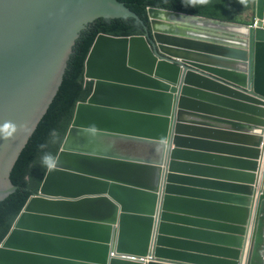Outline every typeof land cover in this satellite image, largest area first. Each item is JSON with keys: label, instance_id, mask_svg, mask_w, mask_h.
I'll return each mask as SVG.
<instances>
[{"label": "water", "instance_id": "obj_1", "mask_svg": "<svg viewBox=\"0 0 264 264\" xmlns=\"http://www.w3.org/2000/svg\"><path fill=\"white\" fill-rule=\"evenodd\" d=\"M254 12L264 20V0ZM102 18L139 21L117 0H0V202L17 190L11 172L80 33ZM148 18L144 36L95 40L92 94L0 245V264H143L112 253L238 264L254 215L249 264H264V31L160 9ZM204 125L233 128L246 146L235 150L246 154L241 171L223 169L218 182L189 173L200 153L187 148L210 143L184 134Z\"/></svg>", "mask_w": 264, "mask_h": 264}, {"label": "trees", "instance_id": "obj_2", "mask_svg": "<svg viewBox=\"0 0 264 264\" xmlns=\"http://www.w3.org/2000/svg\"><path fill=\"white\" fill-rule=\"evenodd\" d=\"M117 1L135 13L142 23L132 18H102L89 24L80 33L58 95L11 172L10 178L17 190L0 202V245L30 197L39 191L49 167L61 150L77 105L85 103L92 94L93 83L84 78L85 62L99 35L115 38L143 36L145 26H149L147 10L150 8L249 24L253 19L255 6V0Z\"/></svg>", "mask_w": 264, "mask_h": 264}, {"label": "clouds", "instance_id": "obj_3", "mask_svg": "<svg viewBox=\"0 0 264 264\" xmlns=\"http://www.w3.org/2000/svg\"><path fill=\"white\" fill-rule=\"evenodd\" d=\"M255 3H256V0H255ZM216 6H217V3H216ZM150 9H155V8H150ZM149 10V9H148ZM148 10H147V16H148ZM160 10H162V9H160ZM131 11V10H130ZM167 11V10H166ZM254 11H255V6H254ZM132 12V11H131ZM171 12H173V11H171ZM176 13H178V12H176ZM182 14H185V13H182ZM187 15H189V14H187ZM253 19H252V21H251V23H249V24H241V23H234V22H231V21H229V20H223V19H211V18H207V17H202V16H196V17H201V18H206V19H210V20H214V21H219V22H222V23H227V24H232V25H237V26H245V27H248V28H250V29H253V30H257V29H259V30H262V31H264V28H263V26H262V24H264V20H259V19H257L256 18V16H255V12H253ZM191 16H194V15H191ZM139 21H140V19H139ZM256 21H258L260 24H261V26L260 27H254V24H255V22ZM141 22V21H140ZM142 23V22H141ZM148 25H149V18H148ZM146 28L148 29V30H150V25L147 27V26H145V34H146V32H147V30H146ZM232 31H234V32H236L237 30H232ZM144 34V35H145ZM143 35V36H144ZM100 36V35H99ZM105 36H107V35H105ZM109 37H111V36H109ZM133 37V36H132ZM115 38V37H114ZM128 38V37H127ZM84 76H85V71H84ZM85 78V77H84ZM85 81H87V82H90V81H88V80H86L85 79ZM92 83V82H91ZM91 96V95H90ZM89 99V98H88ZM87 102V101H86ZM80 104V103H79ZM218 122H220V123H223L222 121L223 120H220V118H215ZM189 121V120H188ZM190 122V121H189ZM227 124H228V122H226ZM230 124H232V123H230ZM71 127V126H70ZM218 128L216 129V134H218V135H222V136H226V137H229L231 140H233L234 142H235V140H234V138H236V139H238L237 138V136H233L232 134L233 133H235V132H231V130L230 129H223L222 130V127L224 128V125L223 126H217ZM208 128V127H207ZM208 129H210V128H208ZM232 130H233V128H231ZM69 131V130H68ZM210 132H214V131H212L211 129H210V131H201V132H194V130H189L188 132H185L186 134H184V136L185 135H188V134H193V133H210ZM217 132H219V133H217ZM224 132H226V133H228V134H224ZM186 137V136H185ZM241 143V145H233V146H226V145H222L221 146V148L224 146V147H226L225 149H223V151L224 150H232V152H234V153H236L235 152V150L236 151H238V152H243V150L242 149H245V147L246 146H244L245 145V143L244 142H242L240 139H238ZM195 146H189L187 149L188 150H191L192 148H194ZM242 147H244V148H242ZM62 148V147H61ZM261 156H260V158H259V160H260V162L261 161H263V164H264V144L261 146ZM60 152V151H59ZM58 155V154H57ZM245 153H241V156L239 155V153H236L235 154V156H234V158L236 159V160H238V162L240 163V159H243L244 157H245ZM57 157V156H56ZM55 162V161H54ZM54 164V163H53ZM52 164V165H53ZM237 163L235 162V165H236ZM51 165V166H52ZM208 165V164H207ZM50 166V167H51ZM181 166H183V165H181ZM206 166V165H205ZM49 167V168H50ZM184 167V166H183ZM191 167V166H190ZM239 169H236L237 167H234V168H232L231 170H230V172H234V174H236L235 173V170L236 171H241L240 169L242 168L241 166H240V164H239ZM186 168V167H185ZM200 168H202V167H197V169H194L195 171H193V172H191V173H195V172H198L199 174H208V175H219L220 174V172L222 171V170H219V171H216V170H212V169H210V174L209 173H207V172H199V171H197L198 169H200ZM186 170V169H185ZM225 170V169H224ZM176 172H181V173H186L187 174V172H184V171H182V170H179V171H176ZM244 172V171H243ZM190 173V172H189ZM228 170H225V172H224V174L223 175H225V176H227L228 175ZM264 174V166H263V168H262V170H261V175H263ZM192 175V174H191ZM231 175V178H232V174H230ZM46 176V175H45ZM195 176H197V175H195ZM219 176H221V175H219ZM197 177H199V176H197ZM221 177H223V176H221ZM45 178V177H44ZM224 178V177H223ZM222 178V179H223ZM227 178V177H226ZM231 178H228V179H231ZM201 179H207V180H209L208 179V177H204V178H201ZM228 179H226V180H228ZM263 180V179H262ZM262 180H261V182H260V185H261V183H262ZM209 181H211V180H209ZM219 181H221V179L219 180ZM216 182H218V181H216ZM239 182H242V181H239ZM240 184V183H239ZM40 189V188H39ZM35 195V194H34ZM32 197V196H31ZM30 197V198H31ZM27 204V203H26ZM23 211V210H22ZM21 214V213H20ZM19 214V215H20ZM19 217V216H18ZM17 220V219H16ZM16 222V221H15ZM15 224V223H14ZM14 226V225H13ZM13 228V227H12ZM255 228H256V222H255V215H254V218H252V220H251V222L249 223V225H248V229H249V232H248V235L246 236V240H245V243H244V245H243V253L241 254V256H240V259H239V262H238V264H249V253H250V251H251V242H252V237L254 236V233H255ZM12 230V229H11ZM11 232V231H10ZM9 232V233H10ZM9 235V234H8ZM7 235V236H8ZM7 238V237H6ZM5 238V239H6ZM4 239V240H5ZM3 243V242H2ZM1 243V244H2ZM112 256H116V257H118L119 259H123V260H128V261H134V262H140V263H143V264H148V263H150V262H152V261H156V258L153 256V255H150V254H148V255H145V256H135V255H129V254H115V253H112Z\"/></svg>", "mask_w": 264, "mask_h": 264}, {"label": "crops", "instance_id": "obj_4", "mask_svg": "<svg viewBox=\"0 0 264 264\" xmlns=\"http://www.w3.org/2000/svg\"><path fill=\"white\" fill-rule=\"evenodd\" d=\"M213 105V104H212ZM205 127L210 128L212 131L214 132H210V133H193V134H188L185 135L186 137L190 138V139H195L201 142H205V143H210L208 147H206L205 149L200 148L198 145H196L194 148H192L191 150H193L194 152L200 153V154H196L197 155V159L196 160H187L188 164H191L193 169H197V165H203L202 163H209L206 166H209L211 169L213 170H231L234 167H237L236 169H239V162L238 160H236L234 158L235 154L234 152H232V150H224L222 148H219L218 146H222V145H226V146H233V145H241L240 141L236 138H234L235 142L233 140H231L229 137L226 136H222V135H218L216 134V129L218 128L217 126L214 125H204ZM223 129H228L227 127L223 128ZM232 130V129H230ZM219 133V132H217ZM191 154V153H189ZM208 154V155H207ZM207 156H211V158L207 157ZM225 158V161H218V158ZM200 161V162H197ZM235 162L237 163V166L235 165ZM233 163V164H232ZM191 173V172H190ZM192 175H197L199 177L197 178H204V177H208L209 180H211L212 182H216L219 181L220 179H222L223 177L217 175H208V174H199L198 172H195V174L193 173Z\"/></svg>", "mask_w": 264, "mask_h": 264}, {"label": "built area", "instance_id": "obj_5", "mask_svg": "<svg viewBox=\"0 0 264 264\" xmlns=\"http://www.w3.org/2000/svg\"><path fill=\"white\" fill-rule=\"evenodd\" d=\"M260 26H261V24L258 21H256L255 24H254V27H260ZM262 26L264 28V24H262Z\"/></svg>", "mask_w": 264, "mask_h": 264}]
</instances>
